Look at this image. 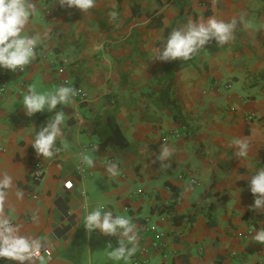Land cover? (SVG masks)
<instances>
[{"label":"crops","instance_id":"1","mask_svg":"<svg viewBox=\"0 0 264 264\" xmlns=\"http://www.w3.org/2000/svg\"><path fill=\"white\" fill-rule=\"evenodd\" d=\"M33 2L22 35H40L36 57L16 72L0 68V174L14 184L6 212L43 242L33 264H264V244L253 239L264 210H251L248 183L264 168V0H96L86 13ZM210 17H235V39L213 40L189 60L155 59L173 29ZM30 86L87 92L57 105L66 118L52 158L31 144L56 110L27 116ZM236 138L248 141L247 156H234ZM165 145L174 151L161 161ZM112 163L116 176L106 171ZM98 206L136 225L127 260L108 257L119 237L84 228ZM165 208L170 218H161Z\"/></svg>","mask_w":264,"mask_h":264},{"label":"clouds","instance_id":"2","mask_svg":"<svg viewBox=\"0 0 264 264\" xmlns=\"http://www.w3.org/2000/svg\"><path fill=\"white\" fill-rule=\"evenodd\" d=\"M95 2L96 0H58L61 7H75L82 13L92 9ZM35 12L36 5L33 0H0V68L16 72L35 59V49L40 42V35H22ZM110 17L114 19L116 13H110ZM236 27L235 17L229 21L216 17L199 22L189 19L184 26L171 31L164 47L157 51L155 59L189 60L213 40L218 46H223L235 39ZM77 94L78 90L70 86H60L50 92H38L34 86L28 88L27 94L23 97V108L27 116L56 110L55 114L36 132L31 144L38 156L52 158L59 151L56 141L63 136L62 125L66 114L62 110H57V105H67ZM234 144L238 149L233 153L235 157L247 156L249 143L246 139L236 138ZM173 151L174 149L165 145L159 159L166 160ZM83 162L95 167V161L88 156L83 157ZM106 171L112 176L118 175L117 164H110ZM248 183L255 197L251 210H264V168L251 176ZM13 186L11 175L6 172L0 174V258L15 261L17 264H25V262L33 264L37 253L43 250L44 245L40 239L22 233L21 228L9 219L6 206L9 191ZM16 196L22 198V191L17 190ZM36 219L37 217L34 216L33 220ZM84 228L89 234L98 229L105 236L119 237L117 247L113 248L108 244L110 259L127 260L136 251L138 234L136 225L130 217L114 216L112 212L102 211V206H98L85 217ZM253 239L257 243L264 244V228L257 230Z\"/></svg>","mask_w":264,"mask_h":264},{"label":"built area","instance_id":"3","mask_svg":"<svg viewBox=\"0 0 264 264\" xmlns=\"http://www.w3.org/2000/svg\"><path fill=\"white\" fill-rule=\"evenodd\" d=\"M1 69L4 70V72L6 70V69H3V68H1ZM227 86L229 87L230 85L228 84ZM77 90H78V94L76 95V98L78 100H81V101L85 100L87 98V92L84 89H82V88H77ZM2 92H4V84H0V94ZM250 118L251 119H253V118L256 119L257 117H255L254 115H250ZM78 168H79V170H81V172H84V168L83 167L79 166ZM31 176H32L33 181H35V182H40L42 180V178L44 176V170H43L42 165H41L40 162H38V161L34 162V166L31 169ZM188 181L191 184H196L197 183V180L195 178H193V177H188ZM171 213L172 212H171L170 208H165L164 211L161 214V216H162L161 218H163V219L170 218ZM151 246L154 247V248H159L161 246L160 238L158 237L157 239L153 240L151 242ZM40 252L37 253L35 259L40 255ZM144 252H146V250L144 248H142L140 250V253H144ZM25 263H27V262H25Z\"/></svg>","mask_w":264,"mask_h":264}]
</instances>
